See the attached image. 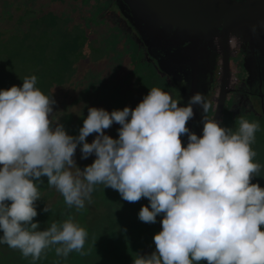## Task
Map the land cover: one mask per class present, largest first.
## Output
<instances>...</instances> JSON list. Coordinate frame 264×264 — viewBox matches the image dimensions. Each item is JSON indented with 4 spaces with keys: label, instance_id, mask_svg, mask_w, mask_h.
Listing matches in <instances>:
<instances>
[{
    "label": "clouds",
    "instance_id": "1",
    "mask_svg": "<svg viewBox=\"0 0 264 264\" xmlns=\"http://www.w3.org/2000/svg\"><path fill=\"white\" fill-rule=\"evenodd\" d=\"M36 85L33 75L22 87L0 90V244L33 264L52 248L65 259L88 254V232L74 217L46 230L33 222L38 185L47 177L77 210L91 203L99 184L129 203L149 201L139 219L155 224L162 216V230L153 237L155 251L137 254L133 264H264V188L252 183L261 169L253 162L257 122L241 116L233 130L204 115L198 136L187 127L193 106L207 113L211 101L197 92L180 106L171 93L153 87L135 109L89 108L79 135L71 136L54 120L53 95ZM114 123L121 126L118 139L105 134ZM80 145L81 159L96 157L83 171L74 159Z\"/></svg>",
    "mask_w": 264,
    "mask_h": 264
},
{
    "label": "rangeland",
    "instance_id": "2",
    "mask_svg": "<svg viewBox=\"0 0 264 264\" xmlns=\"http://www.w3.org/2000/svg\"><path fill=\"white\" fill-rule=\"evenodd\" d=\"M60 1L62 4L54 0H0V30L8 31L7 37L4 35L8 38L11 35L9 29L27 32L31 28V20L38 17L42 9L45 12L47 10H56L59 13L63 11L62 15H66L65 13L69 11L66 15V17L69 15V21L66 18L61 24H63V30L67 25L69 26L70 35L57 39L58 42L64 43V50L52 47L49 49L50 55L55 56V62H58L55 63L53 70H49L53 73L50 79L56 89L53 91L58 93L66 91L69 95V101L62 100L61 107L57 109L56 104L53 106L54 120L63 124L69 135L78 136L88 116L89 108H102L109 113L114 110H123L125 107L135 109L149 93L150 87L159 85V82L155 83L154 78L158 76L149 66L140 63L136 47L130 41L127 44L124 34H120L119 38L117 35H112V30L105 29L98 35V38L104 41V46L100 48L97 43L90 44L89 35L86 32L87 26L90 24L89 27L93 29L106 26V9L110 8L112 0ZM85 2L88 3L85 4ZM101 13L105 15V17L102 16L104 21H101ZM83 16H85L84 19ZM20 17L29 18V20L19 25L17 19ZM76 23L81 26L76 27ZM39 26L41 25L38 24L37 28ZM34 30L36 31L35 26H33ZM57 40L54 42L56 43ZM75 40L80 41L69 50V41L73 43ZM19 42L23 54L20 61L17 59L9 61V55L0 48V90L10 89L12 86L22 87L25 76H40L36 68L43 62L39 64L41 60L38 61L34 50L27 47L29 43L25 37ZM127 56L132 66L128 73L127 70L124 71L123 76L129 75V77L124 78L119 86L111 75L121 66L127 67L125 66ZM60 58L63 60L60 61ZM102 58L108 59L101 62ZM61 79L64 82L63 86L59 83ZM161 84L164 86L163 82ZM120 127L119 124L114 123L110 129L105 130V134L118 139ZM261 132L262 130L258 129L255 133V137L259 139H255L252 145L257 153L253 162L261 165L260 172L253 178L252 183H258L261 188H264V129L262 134ZM96 135L94 133L89 136L91 143ZM81 156V150L77 148L74 159L82 171L96 159L95 154L88 159H81ZM72 171L75 172L76 169ZM41 179L43 184L38 185L41 199L36 202L38 216L33 222L39 223L40 230H46L53 222L62 223L69 216L74 217L75 221L88 232L84 246V251L88 254L81 256L77 252H72L65 259L58 257L55 249L52 248L47 250L46 254H42L35 264H133L137 254L147 255L155 251L153 237L162 230V216L157 217L155 224L142 222L139 219V212L143 207L139 203L142 199L136 203H129L124 201L117 191L99 184L95 186V191L91 194V203L85 201V207L77 210L75 206L69 208L63 196L54 187L48 186L47 177ZM46 206L50 208L47 213L44 212ZM130 223L129 228L127 225ZM142 226L146 232L142 233L139 230ZM127 232H131L130 236ZM2 236L3 232L0 230V237ZM128 237L130 239L124 242V239ZM0 264H33V261L31 257L24 258L19 250L0 244Z\"/></svg>",
    "mask_w": 264,
    "mask_h": 264
},
{
    "label": "water",
    "instance_id": "3",
    "mask_svg": "<svg viewBox=\"0 0 264 264\" xmlns=\"http://www.w3.org/2000/svg\"><path fill=\"white\" fill-rule=\"evenodd\" d=\"M117 5L167 74L172 68L197 79L208 70L205 58L212 55L213 41L219 38L224 43L230 33L250 41L264 57V0H117ZM193 84L191 88L187 83L186 95L191 93L185 95V105L197 92L207 99L205 84L200 79ZM193 107L195 117L188 126L190 132L201 134V120L204 115L208 118V112L204 113L200 105Z\"/></svg>",
    "mask_w": 264,
    "mask_h": 264
},
{
    "label": "flooded vegetation",
    "instance_id": "4",
    "mask_svg": "<svg viewBox=\"0 0 264 264\" xmlns=\"http://www.w3.org/2000/svg\"><path fill=\"white\" fill-rule=\"evenodd\" d=\"M106 10V17L105 15L103 16L104 13L100 14L101 21H104L103 17L106 19V26L104 28L93 29L89 27L90 24L87 26V29L84 27L89 35L90 44L94 43L95 45L97 43L100 48L104 46V41L98 38V35L105 29L112 30V35H117L119 38L120 34H124L127 44L130 41L136 47L140 63L149 66L158 76L154 78L155 83L156 81L159 82V85L155 87L171 93L174 99L180 103V106H187L185 105V95L188 89L187 83H190L192 88L195 87L194 81L200 79L205 84L204 88L208 90L207 100L212 103V107L208 111V119L222 120V126L232 127L235 130L237 119L243 116L249 122H257L259 130H262L261 134L263 133L264 57L259 55L258 47L256 48L254 44H251L250 41L245 40L242 36L230 33L224 43H221L219 38L213 41V44L210 46L212 55L205 58L206 62H208V70H204L197 79L192 74L190 76L181 71L177 73V69L172 68L167 70L169 75L158 67L155 59L148 53L145 45L118 8L117 0H112L110 8ZM92 23H94L93 20ZM107 59H103L101 62ZM128 59L129 56H127V61H125V66L127 67L121 66L111 75L119 86H121L120 82L124 78L129 77V75L123 76L124 71L127 70L128 73L132 66ZM49 69L53 70V68L46 67L44 72L50 73ZM39 75L41 76L40 72ZM36 77L38 78L37 80L40 79L38 75ZM161 82H163L164 86H162ZM181 85L183 86V90L180 88ZM190 93L191 91L188 94ZM140 94L142 93L140 92ZM188 125L187 127L189 128ZM194 131L192 132L197 134ZM200 133L197 135L202 137L203 131H200ZM255 139L259 138L256 136ZM182 140L186 147L188 137L184 136Z\"/></svg>",
    "mask_w": 264,
    "mask_h": 264
},
{
    "label": "trees",
    "instance_id": "5",
    "mask_svg": "<svg viewBox=\"0 0 264 264\" xmlns=\"http://www.w3.org/2000/svg\"><path fill=\"white\" fill-rule=\"evenodd\" d=\"M54 2L61 3L60 0H54ZM87 3L88 2H85V4H87ZM78 5H79V7L81 6L80 3ZM43 10L44 9H42V11H40L38 17H36L34 20H31V22H30L31 28H29V30H27V32H20V31H17L15 29H9V32L11 35L8 38H5L4 35H6V37H7L8 31L0 30V48L4 50V53L6 55H9V58H8L9 61H11V60L15 61L16 59L20 61L23 57V54H22L21 44L19 41L25 37V40L29 43L27 45V47H31L34 50V52L36 53V55L38 57V61L41 60V62L39 64H41L43 62L41 65H37V68H36L37 71L40 72V74H41V76H39L40 79L37 80L36 87L40 88L41 91L46 95H49V96L53 95V98L57 102L56 108L58 109V107H61L60 103L62 102V100L69 101V95L66 91H64V93H58V92L53 91V90H56L54 88V83L50 82V79L53 76V73L50 72L47 74L46 72H44V69L46 67L54 68L55 63H58V62H55L56 57L52 56V54L50 55L49 49L52 47V48H56L59 50H60V48H63V50H64V48H65L63 46L64 43L58 42L57 39H58V37H60V39H61L62 37L64 38L68 34L70 35L71 30H69V26L67 25L66 29L63 30V24H61V22H63L66 18L69 21V15H68V17H66V15L69 14V11L65 13L66 15H62L63 11L61 13H59L56 10L55 11L54 10H47L46 12ZM22 17L17 19V21H18L17 24L23 25V23H25L26 21L29 20V18L28 19H22ZM84 17L85 16H83V19H84ZM83 19H81V21H83ZM38 24H40L41 26H39L37 28ZM33 26H35L36 31L35 30L33 31ZM75 26L77 27V26H81V25L76 23ZM53 31H55V32H53ZM68 31H69V33H68ZM52 33H53V35H52ZM54 40L55 41L57 40V42L55 43ZM69 40H70V36H69ZM79 41L75 40L73 43H72V41H69V50L74 45H77ZM8 60H7V62H8ZM59 60L62 61L63 59L61 60V58H60ZM25 77H28V76H25ZM59 83H60V85L63 86L64 85L63 79L59 80ZM60 85H57V86H60ZM81 85H83V84H81ZM87 142L91 143L90 137H87ZM81 146L82 145L78 146V148L81 149ZM146 201H148L146 198H142L139 205H141V206L149 205V201H148V203H146ZM127 226L130 228L131 223L128 224ZM135 229L136 228H133V230H135ZM139 230L142 231V233L146 232L145 231L146 229L143 226H142V229H139ZM127 234H128V236H130L131 232H129V233L127 232ZM127 239H130V237L124 239V242H126ZM115 241H116V239H114V243H115Z\"/></svg>",
    "mask_w": 264,
    "mask_h": 264
}]
</instances>
